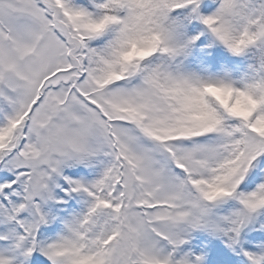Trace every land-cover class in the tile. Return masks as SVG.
<instances>
[{"label": "snow or ice", "instance_id": "6c2138e0", "mask_svg": "<svg viewBox=\"0 0 264 264\" xmlns=\"http://www.w3.org/2000/svg\"><path fill=\"white\" fill-rule=\"evenodd\" d=\"M0 264H264V0H0Z\"/></svg>", "mask_w": 264, "mask_h": 264}]
</instances>
